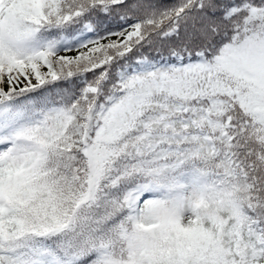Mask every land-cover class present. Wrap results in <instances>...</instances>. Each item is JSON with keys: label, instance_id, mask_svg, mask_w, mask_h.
Listing matches in <instances>:
<instances>
[{"label": "snow or ice", "instance_id": "snow-or-ice-1", "mask_svg": "<svg viewBox=\"0 0 264 264\" xmlns=\"http://www.w3.org/2000/svg\"><path fill=\"white\" fill-rule=\"evenodd\" d=\"M0 264H264V0H0Z\"/></svg>", "mask_w": 264, "mask_h": 264}]
</instances>
